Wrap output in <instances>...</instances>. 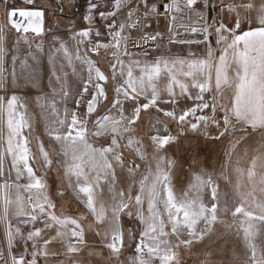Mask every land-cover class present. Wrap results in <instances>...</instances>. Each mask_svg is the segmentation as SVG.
Wrapping results in <instances>:
<instances>
[{"label": "snow or ice", "instance_id": "6c2138e0", "mask_svg": "<svg viewBox=\"0 0 264 264\" xmlns=\"http://www.w3.org/2000/svg\"><path fill=\"white\" fill-rule=\"evenodd\" d=\"M2 3L5 18L0 20V70L5 66L9 52L13 48L19 51L21 45L29 52L20 60V67L30 69L29 59L37 60L30 51L33 36L42 37L45 33V11L36 7L16 8L12 0H2ZM35 3L36 0H25L29 6ZM186 3L192 7L197 0H186ZM114 5L115 10L107 14L113 18L106 25L109 43H93V29L89 27L71 37L73 49L60 40L59 47L49 57L53 65L56 53L62 54L69 66L74 58L87 65V82L80 99L74 101L78 110L83 94H88L91 88L89 98L84 101L86 112L79 114L76 110L69 112L65 108L61 113L55 101L41 106L46 109L45 125L48 135L57 145L56 154L64 158L62 167L69 187L76 192L77 199L85 205L95 223L104 225L96 235L101 237L109 250V260L112 264H121L125 236L120 217H131L133 214L129 209L133 206L143 228L135 248L136 255L129 258L128 264H183L180 247L187 248L195 241L203 240L215 223H225L220 218L221 211H231L242 233L245 251L243 257L237 256L235 259L240 260L241 264H264V3L257 6L249 0L246 4L233 2L221 5V11L226 10L235 19L231 27L223 20L208 26L203 41V57L169 58L157 54L151 62L147 57L152 53L143 45H135L142 49L141 53L130 54L127 49V30L136 29L139 18L131 25L115 22L117 13L129 7V0H114ZM141 5L145 9L151 8V12L157 11L154 5L148 4V0H141ZM161 7L165 11H179L177 0H172L167 7ZM96 8V3L90 5L86 17L90 24L93 19L91 13ZM240 9L247 13L243 20ZM253 11L256 13L254 20L251 17ZM149 14L146 11L143 15ZM99 15L103 19L106 14L100 12ZM127 18L131 19V9ZM245 21L249 26L247 30H241ZM13 31L16 37L10 48L9 37ZM213 34L219 55L216 54L217 49L212 47ZM95 36H101L99 30L95 31ZM150 39L154 40L155 37ZM35 46L43 51L42 43ZM81 46H84L83 51ZM100 49L113 50L109 61L110 75L105 74L97 61L88 57L89 52L99 54ZM141 55L145 59H140ZM18 59L13 55L12 63L15 64ZM12 74L15 75L14 71ZM52 75L60 82V88H54L53 92L63 100L69 95L66 90L67 73L63 77L57 75L53 67ZM109 81L113 86L111 101L107 89ZM229 92L230 96L226 95ZM208 93L212 94L210 101L206 99ZM141 98L145 102L141 103ZM182 98L184 102L192 101V105L182 103ZM105 103L109 104L107 112L92 121L94 128L89 131L88 118ZM126 105L130 110L126 109ZM164 105L169 107L165 108ZM149 109L162 113L180 129L177 134L161 135V130L170 132L166 122L159 117L149 122L150 129L156 133L149 140L157 153L176 143L186 130L208 135L207 129L214 126L218 130L217 135L209 138L233 136L225 152V171L221 173L229 183L232 181L227 175V168L232 164L237 146L247 135H261L259 146L246 161L247 166H241L240 159L235 162L233 171L236 180L231 209L227 202L221 205L217 183L203 171L194 177L192 188L196 196L185 193L182 199H178L169 175L175 161L162 156L157 157L156 171L149 172L140 181L137 195H132L131 188L127 192L116 188V168L126 167L122 149L127 148L141 160L145 159L143 142L135 133L141 114ZM218 111L223 113L222 120L217 117ZM0 121H3L0 124V140L6 144L4 152L0 154V176L4 177L0 181V225L4 229L0 264H43V260L48 258L79 253L82 250L80 246L86 243L85 228L80 221L86 217L57 215L53 211L56 205L48 194V185L42 177L37 176L32 163L38 155L42 166L50 169L54 163L52 153L38 138L37 152L33 153L30 136L25 135V129H32L31 117L18 96L0 98ZM237 124L244 126V136H235ZM102 136L110 137L109 146L97 148L89 140V137ZM121 141L125 143L121 144ZM9 155L11 160L6 166ZM245 157H248L247 150ZM159 161H164L166 167L161 168ZM138 167L132 162L128 168L129 174L135 173ZM12 170L15 177L9 182ZM21 180L27 182L21 184ZM103 184L108 185V199L104 198ZM209 186L213 201L211 206L205 205L200 196L202 190ZM60 194L63 195L62 192ZM29 206L31 212H28ZM13 220L16 221L15 226ZM202 221L203 229L199 228ZM21 224L31 226L27 235L22 232ZM41 224L42 227L39 226ZM185 233L186 238H182ZM171 237H175V241ZM18 240L23 245V251H16ZM205 264L208 262L205 261Z\"/></svg>", "mask_w": 264, "mask_h": 264}, {"label": "crops", "instance_id": "0c3cea01", "mask_svg": "<svg viewBox=\"0 0 264 264\" xmlns=\"http://www.w3.org/2000/svg\"><path fill=\"white\" fill-rule=\"evenodd\" d=\"M76 1H78V0H76ZM140 1L141 0H129V7L133 6V5L137 6V4ZM224 2H226V4H228L229 0H214L213 13L216 14V16H217L216 17L217 20H215V21L223 20L226 24L229 25V27H231L232 23L234 21L233 18H230L228 16V14L223 15V17H221L220 15H217L218 11H220L222 3L225 4ZM63 3H64V0H63ZM178 3H180V2L178 1ZM149 5L151 6V5H157V4H156L155 0H150ZM65 6H66V4H65ZM158 6H155V8ZM36 8H41V7L37 6ZM114 8H115V5H114ZM125 8H127V7H125ZM192 9L193 8H191L190 10L194 11ZM169 11H171V10H169ZM170 16H171V13H170ZM201 18H202L201 15L200 16L199 15H191V16H187L188 20L187 19L183 20L181 18H177V20H181L178 22H186V21H190V20L191 21H200ZM242 20H243V18H242ZM248 26L249 25L246 21L243 22L241 30H247ZM252 26L255 27V24H253ZM89 27H91L93 29V34L91 37V40L93 43H97V42L109 43L110 42V36L106 35V33L103 29H101L102 32H100L101 36L96 37L95 31L97 29H95L93 27V25H90V23L87 19H86L85 23L83 24V29H80V31L88 29ZM199 31L201 32V30H199ZM60 36L61 35H58L57 37H55L54 40L60 41L59 39H62L68 44L70 49L74 48V41H72V39H71V37L73 35H71V33L66 34V37H63V38H60ZM153 36L156 38V35H154V34L146 35V37H149L148 40H150V41L153 40V39H150V37H153ZM186 39H192V38H186ZM154 41H155V43H153L152 46L150 45L151 48L148 49L152 53V55L147 57V60L149 62L153 61L156 58L157 54H162V55H165L169 58H173V57L188 58V57L193 56V55L195 57H203L205 55V43H193V42L192 43L191 42L170 43L167 39H165L164 43L156 41V39H154ZM136 44H139V43L136 42ZM127 45H128V43H127ZM58 47H59V44H58ZM212 47L214 49H217V46L215 44V39L212 40ZM83 48H84V46H81L82 51H83ZM127 49H128V52L130 54L141 53L140 51H142V50L130 51L129 46H127ZM112 51H113L112 49H108V50L100 49L99 54H94V53L89 52L88 57L90 59L94 60L89 54L94 55V56H99L100 54L102 55V53H104L105 54L104 56L106 59L105 61L107 63V66L109 67V61L111 59V52ZM53 53H54V50H51V52H50L49 50L44 49V47H43V51H40L39 49L36 48V46H35V48L33 47L31 49V54L35 55L37 57V60L32 61L31 59H29L28 63L31 66L30 69H22L19 66L18 71H17V79H16V81L18 82L17 86L19 89V92H18L19 97H21L24 102L28 99L31 103H33L34 105H37L39 112L41 114L40 117H41L43 125H44V126L42 125L43 129L45 130L47 136L50 139H51V137L48 135V130L46 128L45 120H44V114H45L46 109H42L41 106L45 105L46 103L51 104L53 101H55L56 107L61 113L66 108L69 112L76 110V111H78L79 114H83L86 112V106L84 104V101H86L89 98V95L91 93V88H90V92L88 94H83V100L81 101V106L77 110L74 101L77 99H80V95L82 94V90H83V88L87 82V71H86L87 65L84 64L82 62V60H77L74 58L72 61V65L69 66L67 60L63 59V56L60 53L55 54V64L53 65V63L49 62V57L51 55H53ZM216 54L219 55L218 49L216 51ZM22 55L23 56H22L21 60L23 58H25L28 54L24 53ZM140 59H145V58L141 55ZM61 65H63V67H61ZM53 67H55L57 75H60L63 77L64 73H67L66 90L69 92V95L67 97H65L63 100H61V98L58 94L53 92L54 88L57 90L60 88V82L56 81L55 77L52 75ZM110 85H111V92H112L111 94L113 96V86H112L111 81H110ZM193 91H195V90H193ZM211 95H212L211 93L206 94V99L210 101ZM226 95L230 96V92L227 93ZM112 96H111V99H112ZM140 102L143 103L145 101L143 100V98H141ZM182 103H187L188 105H192L193 102L190 100L184 102L183 98H182ZM61 105L63 106V109L60 107ZM125 107H126V109L130 110L128 105H126ZM163 107L168 108L169 106L164 105ZM108 108H109V106H108ZM108 108L104 112H101L95 119H98L101 115L105 114L107 112ZM205 111H209V110H205ZM113 114H115V113H113ZM222 116H223V113L218 111L217 117L222 120ZM88 119L90 122V117ZM243 127L244 126H242L240 124L236 125L235 136L239 137V136L245 135V133L242 131ZM88 128H89V131H91V130H93L94 125L92 127H89V123H88ZM211 130H213V132H215V133H217V131H218L214 126H210L208 128L209 132ZM154 134H156V133L154 131H152L150 129V126H149L148 137L147 138H141V140L143 142V149L145 152V159H143V160H141L137 155L133 154L127 148H125L133 155V157L130 159V166H132V162H134L136 165H139L138 162H140V165L143 168V172H142L143 176L141 177V180L149 172L154 173L156 171V166L158 163L157 157L162 156L166 160L175 161V164L169 169V175L171 177L172 187H173L175 195L178 199H182L184 197L185 193H190V195L193 197L196 196V192L192 188V185L195 183L194 177H195V175L200 174L203 171V172H207L208 174H210L212 179L217 183L218 191H219V194L221 197V205H223L225 202H227L228 207L230 209L232 208V200H233V184L235 183V180H236V176H235V173L233 171V167L235 166V162L237 159H240L242 162L241 166L246 167L247 166V163H246L247 159L253 154L255 148H257L259 146V142L262 139L261 135L259 133H252L250 135H247L245 139L241 140V142L239 143V145L236 148L235 153L232 156V164L229 165L227 168V175H228L229 179L232 181V183H229L228 181H226L223 178L221 173L225 171V169L223 167L225 164V161H226L225 152L228 149L230 142L234 139L233 136L226 135L224 137L225 138L224 141H220L221 142L220 145L222 146V153H223L224 157H223V161L221 162V165L219 166V168L216 167L217 163H213V164H211L212 167L210 166L211 170L209 168V164H208V167L207 166H199L195 170H190V169H193V167L195 166L194 161L192 159L191 152L189 151L185 154V152H186L187 148H189L190 144H188L186 142H182L179 139L176 143L170 144L166 148L161 149L159 151V153H157L154 149V146L150 143V140H149L150 136L154 135ZM160 134L165 135V134H174V133L171 131L169 133H164L161 130ZM214 136H216V134H214ZM89 140L97 148L107 147L110 145V137H108V136L89 137ZM123 143H125V141H121V144H123ZM51 146H53V148H54L55 158H56V159H54V163H53L51 168L58 167L62 171L64 180H65V186L69 192L71 200L73 201L72 203L77 204L78 208L79 207L81 208L80 211H82V212H77V213L87 214V215L92 216L89 213L88 209L85 207V205L83 203H81V201L79 199H77L76 192L73 190V188L69 187L68 178L65 175V169L62 167V160L64 158L56 154L57 145L53 142L52 139H51ZM245 150H247V152H248V157H245ZM57 157H58V160H57ZM159 163H160L161 168L166 167L164 161H159ZM128 168H129V166H127V165L124 168H120V167L116 168V177H117L116 185L119 186L118 176H117L119 169H122L120 171H123L125 173V175L127 176V180H129L131 177L134 178V181L136 180L135 179L136 171H135V173L130 175L128 172ZM216 168L219 169L218 172H217ZM21 181L27 182L26 180H21ZM104 185L105 184L102 185V188L104 187ZM106 187L108 189L107 184H106ZM104 189H105V187H104ZM128 189H129V187L127 188V190ZM138 192H139V188H138ZM103 193H104V190H103ZM200 196H201L203 203L205 205L211 206L213 201H212V197H211L210 186H209V188L202 190V192L200 193ZM133 208H134L133 211L136 215V209H135V207H133ZM144 208L147 209V203L144 204ZM231 215H232L231 211H229L228 213H224L221 211L220 212V218L223 221H225V223L222 225V227H219L218 230H215V227L220 222L215 223L212 226V231L209 232L205 236V238H206V244L205 245L206 246L203 249L202 253H203V256L205 255L206 259L208 257L207 261H209L212 264L213 263H216V264H241V261L235 259V257H237V256L243 257V254L245 251L244 241L242 239V233L238 230L236 223L233 226L232 223L230 222L229 216H231ZM93 219H94V217H93ZM22 225H21V228H22ZM226 225H231V227H228ZM140 226H141V230H142L143 225L140 224ZM203 227H204V222L202 221L201 224L199 225V228L203 229ZM22 231H23V229H22ZM182 238H186V233H185V236ZM99 239H101V237ZM101 241H102V239H101ZM84 245H86V246L83 248H85V250H86L87 243H85ZM84 245H82V246H84ZM191 246L195 247V245H193V244ZM102 247L106 248L104 246L103 241H102ZM190 247H187V248L185 247V249H188ZM206 259H204V260H206ZM73 264H76V262H74ZM79 264H81V263L79 262Z\"/></svg>", "mask_w": 264, "mask_h": 264}, {"label": "rangeland", "instance_id": "374dc122", "mask_svg": "<svg viewBox=\"0 0 264 264\" xmlns=\"http://www.w3.org/2000/svg\"><path fill=\"white\" fill-rule=\"evenodd\" d=\"M79 1H83V4H81V7L79 10H77V6L79 5ZM162 0H155L157 5L154 6H158L159 3ZM180 3H178V7H179V11H176L174 9H171L170 14L169 15H161V13H164L163 10H161V12L158 10V7H156V12H151V8L149 9H145L140 3L141 1L136 5L127 7V8H123V10H121L119 12V14L117 13V16L115 17V22L117 23H128L129 24V20L127 18L128 16V12L130 9H134V8H138V10L142 9L143 14L148 11L150 14L147 16L142 15L139 18V26L136 27V29H129L127 30L129 32V39L127 41L129 46V50L130 51H140L142 50L139 47H136V42L139 43V45H143L144 47H146L147 49H150L152 44L155 43L154 40L150 41L148 39H142V37H146V35H151L154 34L156 35V41H159L161 43H164L165 39H167L169 41V36L170 33L172 31V26L174 23L181 21V20H177V18H181V19H187V16H191V15H201V12L204 10V6H205V1L204 0H197L196 5L192 6V7H188L186 0H178ZM237 3V4H246L249 2V0H229V3ZM252 3H254L255 5L259 6L261 3H264V0H251ZM63 0L58 2L56 0H41L38 3V7H43V10L45 11L46 14V19H45V33L42 37H35L33 36V47L35 48L36 44H41L44 47V49H47L51 52V50H55L58 47L59 41L54 40L55 37H57L58 35H61L60 38L66 37V34L71 33V35H74L76 32L80 31V29H83V24L86 21V17L89 15V8L90 5L92 3H96L97 4V8L91 13L93 19L91 21L93 25V27L97 30H99L100 32H102L101 29H103L106 33V35H109L106 29V25L107 22L109 20H112L113 18L110 15H107L108 13H110L111 11H114V0ZM226 4V2H224ZM148 4H150V0H148ZM63 5V6H61ZM222 5H224L222 3ZM193 8L191 11L190 9ZM190 10V11H189ZM100 12H104L105 18H101L99 13ZM3 12L0 16V20L4 19ZM168 13V12H167ZM228 14V16L230 18L235 19V16L233 14L228 13L226 10L225 11H218L217 15H220L221 17H223V15ZM246 11L244 9H240V16L241 18H244L246 16ZM255 11H253L251 13V17L253 18V20L255 19ZM216 14H212L211 18L212 20V24H214V21L217 20L216 19ZM73 20V21H72ZM188 20V19H187ZM186 21V20H185ZM191 21V20H190ZM197 22V21H196ZM65 34V35H64ZM32 35V34H30ZM16 37V33L13 31L11 36L9 37V45L10 48H12L13 46V42L15 40ZM179 37L180 38H201V32L198 29H189V30H180L179 31ZM213 39H215V35L213 34V36L211 37ZM62 40V39H59ZM64 41V40H63ZM65 42V41H64ZM135 42V44H134ZM184 42H193L196 43V41L194 39H186V41ZM197 42H201V41H197ZM151 45V46H150ZM134 47V48H132ZM31 51V50H30ZM29 50L26 49L25 47H23V45L20 46L19 51H15V49L13 48L10 52H9V56L7 58L6 64L3 67L2 70H0V81H2V83H0V98H10L11 95H16L18 96V98L20 99V102L22 104H24L26 106V112L27 114L31 117V123H32V129L28 130L25 129V135H29L30 136V146L32 148L33 153L37 152V143H38V139L42 140L46 149L49 150L52 153V159L54 161L55 158V152H54V148L53 146H51V139L47 136L45 130L43 129V122L41 119V114L39 112V109L37 107V105H34L33 103H31L28 99L24 102L23 99L21 97H19L18 92V82L16 81L17 79V71L18 68L20 66V60L22 58V54H28ZM141 52V51H140ZM13 55L19 57L20 59H18L16 61L15 64L12 63V57ZM105 54L102 53V55L100 54L98 59L104 63L107 67V69H109V67L107 66L106 63V59H105ZM93 59L96 60L95 57H93ZM15 73V75H13L12 73ZM109 71V70H108ZM111 91V89H110ZM109 91V93H110ZM2 93V94H1ZM112 93V92H111ZM47 104V103H46ZM63 109V106H60ZM154 120V119H153ZM0 124H3V121H0ZM43 125V126H42ZM93 126V123H92ZM176 126V125H175ZM177 129V128H176ZM179 129V128H178ZM207 133L208 135L202 134L201 132H191L186 130L184 135L180 136V140L182 142H186L189 145V148H187L185 154L187 152H191L192 155V159L194 161V166L193 169L190 170H195L196 168H198L199 166H207L209 164V168L211 170V164L213 163H217L216 167L219 168V166L221 165V162L223 161V153H222V146L220 145V139H212L209 138L214 137V134L217 135V133L213 132V130H211L210 132L207 129ZM176 134V133H174ZM38 138V139H37ZM5 139H6V133H5ZM6 147V144L4 143L3 140H0V154H2L4 152V149ZM11 157L9 155L8 157V161L6 162V166L7 163L10 162ZM41 158L37 155V159L35 161H33V167L36 170V174L39 177H42L47 185H48V194L50 196V198L53 200V202L56 205V208L53 210L57 215H61L60 214V206H61V202L65 196L69 197V192L64 189L65 186V180L62 174V171L60 170V176L57 175L58 177L55 178V175L51 176V171L56 168H50V169H46L44 166H42L41 162H40ZM58 160V157H57ZM216 160V161H215ZM218 160V161H217ZM214 161V162H213ZM137 162V161H136ZM139 163V167L136 169V176H135V181L134 178H130L129 180H127V176L125 175V173L123 171H120L122 169H119L118 172V182H119V186L116 185V188H118L119 190L122 191H126L127 192V188H131L132 193L136 191L137 188H139V182L141 181V177L143 176V168ZM127 166H130V160L128 163H126ZM211 166V167H210ZM216 168V169H217ZM219 169H217L218 172ZM62 175V178H60ZM15 177V171L12 170L11 171V175L9 176V182L12 181V179ZM2 178L0 181H2L4 179V177ZM19 183L23 184L26 182H22L19 181ZM105 187V189H104ZM103 190H104V198L108 199L110 193L108 192V189L106 187V184L104 185ZM63 193V195H61L60 193ZM73 201L71 200V198L69 197V199H67L66 204H68V208L69 211L72 214H80L77 212H82L80 211V207L78 208L77 204L72 203ZM147 202H145L146 204ZM63 205V204H62ZM133 206H130L129 211L132 212V214H135L133 211ZM146 208H145V212H146ZM229 220L232 223V225L234 226L235 221L233 219V216H229ZM93 222H94V226H93V231L92 233L89 235L86 231H85V241L87 242V239L89 240V242H92L88 249L83 248L84 246H80L81 247V251L79 253H74L73 255L75 256H86L88 257V261L90 262V264H112V261L109 260V250L107 248H103L102 247V241L101 239H99L100 237L96 235V232L99 230H103L104 225H98L95 223V220L93 219V217L91 216ZM120 221H121V225L124 229V236H125V247L122 249L121 251V255L122 252L125 251L127 249V251H130V254L127 255L128 259L133 257L134 255H136L135 253V248L139 242L140 239V232H141V226H140V222L138 220V218L136 217V215H132L131 217L129 216H124L121 215L120 217ZM125 221V223L123 224V222ZM13 225H16V221L13 220ZM224 223H218L215 227V230H218L219 227H222ZM229 224V223H228ZM22 225V224H21ZM20 225V227H21ZM30 225H22L23 229V233L25 235H27V233L31 230V226ZM39 226H43L42 224ZM233 228V227H232ZM3 225H0V243H3L4 240V236H3ZM138 235V236H137ZM87 236V237H86ZM137 238V242H135V239ZM205 239V240H204ZM203 242L200 244H196L197 242L201 241V240H197L193 243V245H195V247L193 246H189L190 248H188V250L183 251L181 250V248L179 249L180 255L182 257V261L183 264H205V261H207V259L205 258V255L203 256V249L205 248V244H206V238H203ZM175 241V239L173 240ZM94 245V246H91ZM135 245V246H134ZM30 247V244H29ZM133 250H131V248H133ZM185 248V247H184ZM97 249V250H96ZM16 251H23V245L20 244L19 240H18V246L16 248ZM63 251V250H62ZM182 252V253H181ZM121 255H120V260H121ZM90 257V258H89ZM54 259V258H52ZM51 258H48L46 260H43V264L47 262V264H51ZM196 259V260H195ZM206 259V260H204ZM208 264H212L209 261H207ZM216 264V263H213Z\"/></svg>", "mask_w": 264, "mask_h": 264}, {"label": "trees", "instance_id": "16d2710c", "mask_svg": "<svg viewBox=\"0 0 264 264\" xmlns=\"http://www.w3.org/2000/svg\"><path fill=\"white\" fill-rule=\"evenodd\" d=\"M79 5L77 6V10L80 9L81 7V4H83V1H79L78 2ZM63 6V5H61ZM43 9V7H41ZM92 58L95 57L96 60L98 62V65L102 68V70L105 72V74H109L110 75V72L108 71L106 65L104 63H102L97 57V56H94V55H91L89 54ZM107 89H108V98H109V101H111V85H110V81L107 85ZM110 91V93H109ZM109 104L108 103H105L102 107H99L97 112L93 115L90 116V122H89V127H92V121H94V119L101 113V112H104L107 108H108ZM155 117H159L160 119L164 120L168 126V128L170 129L171 132L173 133H178L180 130L178 129L177 126H175V122L171 121L169 118L167 117H164L162 113H158L155 111V109H149L148 112H145V113H142L141 114V120L138 121V127L136 129V133L135 135L139 138H147L148 137V130H149V126H150V121H152ZM177 128V129H176ZM180 138V137H179ZM224 137L221 138L222 141H224ZM104 143V142H103ZM122 152H123V155L124 157L126 158V163L129 162V160L133 157V155L125 148L122 149ZM55 175V178H57L59 175L60 176V170L56 167L54 168L52 171H51V176ZM62 178V175L61 177ZM63 180V178H62ZM66 190V187L64 188ZM68 191V190H67ZM138 193V188L136 189L135 192L132 193L133 196L137 195ZM70 197V196H69ZM69 197L65 196V198L60 201L61 202V206H60V214H63V215H67V216H71V217H74V218H79L81 216H84L86 217V219L84 220H81L80 223L82 224V226L85 228V231L90 235L93 231V226H94V222L91 218L90 215H87V214H72L70 211H69V208H68V204H66L67 202V199H69ZM63 204V205H62ZM135 215V214H133ZM125 223V221L123 222V224ZM89 225H91V228H89ZM138 236V235H137ZM136 236V239H135V242H137V237ZM87 237V236H86ZM172 240L175 239V237H171ZM205 240V239H204ZM204 240H201L199 242H197L196 244H200L202 243ZM87 249L89 247V245L92 242H89V240L87 239ZM91 246H94V245H91ZM135 246V245H134ZM182 252L188 249H185L183 246L180 247ZM133 248H131V250H133ZM135 250V249H134ZM181 252V253H182ZM130 254V251H127V249L125 251L122 252V255H121V264H128L129 262V259L127 257V255ZM90 258V257H89ZM88 257L86 256H82V257H79V256H75L73 254H69V255H60L59 257H56L54 259L51 260V264H60L61 261H63V264H73L74 262H80L81 264H90V262L88 261ZM48 261H46V263L44 264H47Z\"/></svg>", "mask_w": 264, "mask_h": 264}, {"label": "built area", "instance_id": "2783aa9c", "mask_svg": "<svg viewBox=\"0 0 264 264\" xmlns=\"http://www.w3.org/2000/svg\"><path fill=\"white\" fill-rule=\"evenodd\" d=\"M41 0H36L35 5L29 6L25 4V0H12L14 6L16 8H26V7H37L38 2ZM58 2L62 0H56ZM205 1V6L204 10L201 13V20L200 21H186V22H176L172 26V31L169 36V42L170 43H182L186 41V38H180L179 37V31L182 30H189V29H198L201 30V38H192L196 41V43H204L205 35L207 34L206 30L208 29V26L212 24V18L211 15L213 14V9H214V0H204ZM178 3V1H177ZM141 4V3H140ZM172 4V0H162L158 6V10L161 12L163 8L161 7L162 5L166 7V5ZM168 5V6H169ZM135 13H136V21L138 18H140L143 15L142 9L138 10V8H134ZM169 11V10H168ZM5 12L4 5L2 3V0H0V16L1 14ZM129 25H130V20H129ZM139 26V23L137 24V27ZM133 30V29H131ZM203 33V34H202ZM201 41V42H197ZM134 48V47H132Z\"/></svg>", "mask_w": 264, "mask_h": 264}, {"label": "bare ground", "instance_id": "6f19581e", "mask_svg": "<svg viewBox=\"0 0 264 264\" xmlns=\"http://www.w3.org/2000/svg\"><path fill=\"white\" fill-rule=\"evenodd\" d=\"M169 4H167L166 5V7L168 6ZM163 12L164 13H161V15H169L170 14V11H165V10H163ZM168 12V13H167ZM136 13H135V10L134 9H131V19H130V25L131 24H133L134 22H136ZM2 94V93H1ZM2 178H0V180H1ZM25 195H26V193H25ZM32 211V209H31V207L29 206L28 207V212H31Z\"/></svg>", "mask_w": 264, "mask_h": 264}, {"label": "water", "instance_id": "95a60500", "mask_svg": "<svg viewBox=\"0 0 264 264\" xmlns=\"http://www.w3.org/2000/svg\"><path fill=\"white\" fill-rule=\"evenodd\" d=\"M177 1H178V0H177ZM45 19H46V14H45ZM44 28H45V20H44ZM30 34H31V33H30ZM30 34H29V35H30ZM32 35H33V34H32ZM97 110H98V109H97ZM97 110H96L93 114H95V113L97 112ZM93 114H92V115H93Z\"/></svg>", "mask_w": 264, "mask_h": 264}]
</instances>
